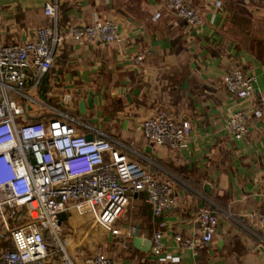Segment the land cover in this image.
I'll use <instances>...</instances> for the list:
<instances>
[{
  "label": "crops",
  "instance_id": "0c3cea01",
  "mask_svg": "<svg viewBox=\"0 0 264 264\" xmlns=\"http://www.w3.org/2000/svg\"><path fill=\"white\" fill-rule=\"evenodd\" d=\"M48 1L0 0V43L31 40L33 30L48 22L43 14ZM57 1L61 33L96 14L115 21L120 40L90 44L67 37L42 79V96L51 92L48 104L86 125L81 129L86 135L109 139L168 182L175 197L169 211L154 217L146 194L133 193L116 222L119 235L97 223L94 212L71 208L60 216L62 229L73 228L63 232L65 245L71 250L86 245L91 251L86 254L103 251L114 264H264V224L249 217L264 201V115L249 113L246 136L232 139L228 116L250 110L258 94L237 99L222 83L228 69L241 66L256 77L257 91L264 92V0H193L203 16L200 30L161 10V0ZM141 51L149 54L135 63ZM64 97L72 99V109ZM160 110L190 122L183 147L170 149L145 138L142 121ZM200 209L217 217L212 240L180 246L176 234L199 240L195 216ZM12 217L10 227L24 220ZM158 229L163 231V252L154 255L151 239ZM12 248L10 231L0 223V252Z\"/></svg>",
  "mask_w": 264,
  "mask_h": 264
},
{
  "label": "built area",
  "instance_id": "2783aa9c",
  "mask_svg": "<svg viewBox=\"0 0 264 264\" xmlns=\"http://www.w3.org/2000/svg\"><path fill=\"white\" fill-rule=\"evenodd\" d=\"M161 10L171 11L189 27L200 30L201 12L193 0H161ZM59 4L48 1L43 6L46 24L33 30V38L20 45L0 43V223L10 231L13 248L0 252L3 264H114L103 251L86 254L69 250L63 241L61 214L69 209L80 213L92 211L102 227L113 235L121 233L116 222L126 211L133 193L144 192L154 217L169 211L175 197L172 186L158 179L131 160L107 138L86 139L78 119L46 102L51 92L42 96V79L53 67L56 52L69 37L73 42L110 44L120 40L115 21L96 14L85 23L69 25L67 33L58 27ZM159 16L156 13L155 18ZM149 54L134 57L141 63ZM227 93L237 99L258 100L250 110L239 109L227 118L232 139H243L248 132L249 113L264 115V92L255 88L256 77L241 66L228 69L222 76ZM63 102L73 108L70 97ZM141 128L147 141L170 149L183 147L191 134L187 120H175L165 110L148 117ZM264 182V178H263ZM264 198V191L261 194ZM23 213L24 220L9 225V216ZM264 224V201L249 214ZM199 240L180 234L175 240L182 247L193 248L212 240L218 220L208 209L195 216ZM164 222L159 223L162 228ZM163 231L151 239V253L163 252Z\"/></svg>",
  "mask_w": 264,
  "mask_h": 264
},
{
  "label": "rangeland",
  "instance_id": "374dc122",
  "mask_svg": "<svg viewBox=\"0 0 264 264\" xmlns=\"http://www.w3.org/2000/svg\"><path fill=\"white\" fill-rule=\"evenodd\" d=\"M23 217V215H19V216H14V217H12L15 221H19L21 218ZM71 231H73V228L72 227H67L66 225H64V227H63V232L64 233H66V232H71ZM94 236H95V234H93ZM94 238V237H93ZM95 241V240H94ZM94 241H91V244H94L95 245V242ZM93 245V246H94ZM86 246V245H85ZM85 246L83 247V246H77L74 250H77V249H81V250H83L85 253H89V252H91V251H89L87 248H85ZM68 247V246H67ZM68 249L70 250V248L68 247ZM89 251V252H88Z\"/></svg>",
  "mask_w": 264,
  "mask_h": 264
},
{
  "label": "water",
  "instance_id": "95a60500",
  "mask_svg": "<svg viewBox=\"0 0 264 264\" xmlns=\"http://www.w3.org/2000/svg\"><path fill=\"white\" fill-rule=\"evenodd\" d=\"M126 97L129 98V96H126ZM89 103H90V101H89ZM84 108H85V107H84L83 102L80 103V105H79L80 112H83V111H84ZM86 139L91 140V139H92V136L87 134V135H86Z\"/></svg>",
  "mask_w": 264,
  "mask_h": 264
}]
</instances>
